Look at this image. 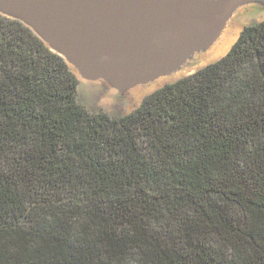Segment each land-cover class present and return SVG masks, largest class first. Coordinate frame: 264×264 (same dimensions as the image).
Here are the masks:
<instances>
[{"label":"trees","instance_id":"16d2710c","mask_svg":"<svg viewBox=\"0 0 264 264\" xmlns=\"http://www.w3.org/2000/svg\"><path fill=\"white\" fill-rule=\"evenodd\" d=\"M78 86L0 15V264H264V19L128 114Z\"/></svg>","mask_w":264,"mask_h":264},{"label":"water","instance_id":"95a60500","mask_svg":"<svg viewBox=\"0 0 264 264\" xmlns=\"http://www.w3.org/2000/svg\"><path fill=\"white\" fill-rule=\"evenodd\" d=\"M252 10L264 14V0H0V15L27 27L77 80L139 106L225 56L237 17ZM229 26L236 32L218 49Z\"/></svg>","mask_w":264,"mask_h":264},{"label":"rangeland","instance_id":"374dc122","mask_svg":"<svg viewBox=\"0 0 264 264\" xmlns=\"http://www.w3.org/2000/svg\"><path fill=\"white\" fill-rule=\"evenodd\" d=\"M261 10V9H260ZM253 10L246 12V15H241L237 17V21L235 25H237V31L243 28V26L247 24L257 23L264 19V14H253ZM79 81V80H78ZM95 82H84L79 81L78 86V100L82 105H84L90 111H105L113 116L125 115L133 110H135L139 106V98L135 103H124L118 104L116 100L113 98L111 93L107 94L106 92H102V96L99 94L98 86Z\"/></svg>","mask_w":264,"mask_h":264},{"label":"bare ground","instance_id":"6f19581e","mask_svg":"<svg viewBox=\"0 0 264 264\" xmlns=\"http://www.w3.org/2000/svg\"><path fill=\"white\" fill-rule=\"evenodd\" d=\"M236 32V29L234 26H229L227 34L225 35V38L222 42V44L220 45V47H218V49H222L226 46V44L228 45V43L232 40V35Z\"/></svg>","mask_w":264,"mask_h":264}]
</instances>
